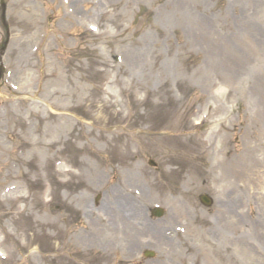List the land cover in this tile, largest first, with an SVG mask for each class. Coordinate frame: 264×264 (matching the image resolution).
I'll return each mask as SVG.
<instances>
[{
    "label": "rangeland",
    "instance_id": "rangeland-1",
    "mask_svg": "<svg viewBox=\"0 0 264 264\" xmlns=\"http://www.w3.org/2000/svg\"><path fill=\"white\" fill-rule=\"evenodd\" d=\"M74 1L76 3L79 1L87 3L88 9L86 11L88 12L87 16L89 19L85 20V22L87 21L97 23L102 30L98 37H94L93 39L88 38L87 42H83V45L87 50L86 53L88 54V59L84 58V52H82V54L79 51H77L78 53H75L70 51L72 50L71 47L68 49V46L70 45H61L55 41H52L49 42V50L40 52L38 63L34 67H42L44 60V65L51 69L49 65L53 64L54 62H58L59 60L57 58H61V61L65 62V57L71 53V56L74 60L71 59L69 62L75 63V59L77 58L79 60L76 69L71 70L85 71L87 68L90 69L93 67L94 69H104L109 71L110 76L114 74L117 79L107 86L109 91L108 93L116 94L119 97L123 96L121 92H117L118 84L120 83L119 80L124 79L126 75L131 72L129 63L127 66L123 65L122 67H118V65L111 60L112 57L105 58V55H107L109 52L111 56L112 51L115 50L114 47L117 46H125L129 48L125 54L127 56L131 55L133 50L139 52L140 47L139 45H134L132 49L131 42L122 41L124 37L120 38V36L122 37L125 35L121 33L119 34V37L115 36V38H105L104 29L106 27H116L114 22L119 23V27L126 26L128 19H130L131 16V9H135V11H137V7L144 4L147 8L152 10V17L156 13V16L154 17V23H150L151 19L142 21L141 24L146 27L143 28L144 30H141L138 26L141 19H138L136 25H134L136 31L133 32V35L130 39L134 42H138V40H140V42L143 43L141 40L143 36L150 34L155 35L156 31H154V29L158 30L159 28L160 32H164V34L162 32V34H160L158 37L159 42L153 45V40L150 39L148 44L141 50L142 55L139 53L140 58L141 60L142 58L145 60L151 58L155 55V51L157 50L161 57H158L157 60L159 64L164 62V59L167 57V55H169V60L172 64L168 69V73H165L161 79H159L158 76H155L154 80H158V82L154 81L151 83L150 89L154 92V94H159L158 90L161 89L162 86L160 81H162L164 83H175L184 92H190L192 94L197 92L196 89H192L190 83L193 82V84H196V81L199 80L201 75L200 69L195 68L197 67L196 64L199 60L195 57L191 59L186 58V55L183 53V46L179 44L182 42L180 41L178 43L179 47L177 48L176 42H174L176 40L174 39L172 32L179 30L182 33L181 40L185 42H189L188 34L185 30L179 29L178 27L163 28L162 19L157 14L160 10L164 9L163 4H170V1L99 0L98 3H93L92 0ZM202 1H205L207 5L200 6V9L209 8L208 12L210 13H213V11L217 9L227 12L230 10L225 6L224 0ZM213 1H216V3L213 4ZM47 3H49L48 0H39L38 4L32 2V0L12 1V7L15 8L17 14L23 16V18H18L16 21H11L13 24L12 31L14 34L12 40L9 42V48L16 47L22 48L24 50H20L17 53V56L23 58L24 55H26L25 51H28V46L26 45L30 40L37 38L39 27L37 26L33 28V26L29 25L28 23H30L33 19H37L40 23V20L44 19L45 12L42 8V4ZM31 7L35 10L31 9ZM105 10H110L109 13H114L116 11V17L107 18L108 14ZM122 11L126 14H124ZM263 13L264 8L261 9V14ZM91 16H93V18ZM1 36L2 30L0 28V38ZM63 42L69 44V42H65L64 40ZM202 49L204 53L208 54V51L203 45ZM262 49H264V46H262ZM90 50H94V53H90ZM117 52L122 56L124 55L123 51ZM177 52L179 64L175 61ZM10 56L13 55L9 53V57ZM29 61L31 63L35 62L34 59H29ZM23 64L26 69L24 71H20L14 77L10 76V80H13L16 83H29L30 86H32L31 89L35 90V93L27 94L34 95L38 91V86L40 87L42 85V82H37L35 79H32L35 73V69L32 65L25 63ZM71 70H65V73H68ZM145 71L148 72L146 68ZM132 73L135 76L141 74L144 75L143 73L138 72ZM33 82H35L34 85H32ZM206 87L207 86H204L203 89L208 91V87ZM221 87L229 88L230 93L228 96L232 101H240L239 97L241 91L236 88L235 84L229 82L228 84L221 85ZM28 90L30 89L28 88ZM19 94H22V92H11L9 88L4 87L3 85L0 87V131L3 129L5 130V134L0 138V166H4L6 170L10 169L12 171L13 175L9 176L6 184L13 183L15 186H17V190L10 191L5 195V197L0 198V245L4 250L9 252L10 257H12V259L9 261L0 262V264H64L68 259L71 260L72 264H109L111 259L109 244H107V241L111 240L110 233L108 232L113 230V226L112 224L108 227L102 226L96 215H90V208L88 205L90 203L92 204L94 200L93 198H96L97 195H99V198H106V191L109 193V189L112 187L116 188V186L120 184V182L118 183V173L122 171V169L115 164L117 161L109 163L106 160L108 157L107 148H109V144L103 140V135L106 134L109 136L112 135V132L107 127L105 128L106 131H103L100 130V128L93 129L91 126H84V130L88 131L89 133L87 132L88 134L85 136L83 141L85 148L78 150L76 154V160L77 162L80 161L81 165H75L73 164L74 157L71 156V152L68 151L67 148H64V144L57 145L55 143H50L52 141L48 140V138L52 136V134L49 132V129L52 127V122L48 118L49 108L47 107L48 101L46 100V98H48L47 93L42 89L37 95L38 102H30L32 100L31 98L21 101L19 100L17 102L19 99ZM200 94H203V92L197 93V95ZM207 98L208 97L206 95H203L200 99L203 101ZM169 101L171 104H176L180 100L174 95H171ZM172 107L174 108V106ZM241 108L242 106H238L237 108L240 113ZM234 112H236V109ZM196 114L191 118V120H189V122L196 118ZM182 119L183 121H186L184 125L187 126L189 124L188 116L187 120L185 117ZM230 120L232 122L236 121L234 114ZM245 121L246 117L244 114L242 122ZM147 126L149 127V125ZM165 126L166 122H164L162 127L166 129L167 127ZM144 128L145 125H141L140 129ZM234 129H230V132L222 131L220 134H218L221 136V139L224 138L220 141V145H223V147L219 148V153H223L225 148L228 147L229 138L234 134ZM238 133L240 139H242V150L239 149V141L233 138V142L231 141L232 146L229 147L230 150L226 152L228 155L229 152H232L233 155L231 158L228 157L227 159H224L223 163L217 165V175L212 173L209 174L208 172L206 176H202L203 173L200 170L205 169H203L202 166L194 167L183 165L184 170L179 169L174 179L177 183L179 179L183 178L181 175H185V189H179L181 192L178 189H170L172 193L169 191H163L160 195L158 194V197L155 198H151L149 195L145 194L148 198V203L152 201L157 202L159 199H162L161 201L165 203L170 198V195L176 197L180 196L182 197L180 199L182 202H179L181 207L184 206L191 212H196V221L190 226V232H198V236L195 240L199 244L200 248L208 247L210 249L212 257L209 255L206 257V260L209 261L210 264H264V244L261 246V254L259 256L255 250H252L250 246V251H247L245 247H242L244 243L236 242L234 240L233 242H227L225 243L226 245H224L221 243L223 242V239L218 235L212 234L209 236V239H207L203 235L205 233L201 232V230L211 231L210 225H213L212 222L215 218H227L222 215V209H216L214 212L210 211L203 215V208L197 201V193L201 190L212 191L215 197L218 199L222 198L223 200L226 198L227 194L230 195V193H234L238 195L239 192H241L244 211L246 212L245 213L243 211L244 216L242 221L245 220L249 226L250 223H252L254 228L257 230L259 229L256 227V220H258V218L257 216L253 217L255 213L257 214V212H255V209L252 206L253 197L251 195V190L256 189L257 191L258 188L262 187L261 166L259 165L264 163V146H262L264 145V136L261 139L260 136L264 134V130L259 127L251 128L249 124L245 123L243 128L240 127L238 129ZM168 137L169 136H166V139L163 140L164 144L160 143L162 141L160 138L142 136L136 138V142L139 143L138 146L136 144L127 145L128 152L133 154L134 158L136 159V164L140 166L141 172L147 170V165L145 162L149 153H158L160 150V144H163V152L167 148L175 147L176 143L174 139L176 138L167 139ZM63 138H66L65 132L63 133ZM235 142H237V144H235ZM208 154L210 155L211 151L208 150ZM166 155L169 158V152H166ZM87 159H92L97 163L95 167H97L101 172V178L97 179V181H93L91 179L88 180L87 178L88 173L85 169V160ZM229 159H232L230 160L231 162H229ZM54 160H63V162L59 164L57 162L60 161L56 162ZM237 162L242 163L244 167V170L238 168V176H243L244 178L241 189H239L240 186H235ZM13 165L15 167H12ZM229 165H234L232 170L228 169ZM73 166H77L78 171L77 168L76 170L72 171L71 167ZM32 167L35 173L32 172L31 180H28L26 177V172L29 169L31 170ZM225 170L228 171V174H225ZM182 172H184V174ZM150 173L153 174L150 170L149 172H145L146 178H151ZM84 174H86V176ZM39 176L43 177L44 180H47L48 183H51L54 186L56 185L59 192L62 194V198L65 199L66 202L72 201L76 196L83 198V201L79 204L81 208L75 213V215H77L76 221L71 220L69 216L62 213L52 205L51 207H45L36 200L34 201L36 203L33 202L28 204L29 201L25 202L18 198L19 191H27L29 188L31 189V181L33 178ZM200 180H205V182L203 183V181ZM231 180H233V185L231 188H229L228 184L231 185ZM16 207L17 210H15ZM248 208H250V214H248ZM141 209V213L146 212L145 208ZM82 216H84V219H82ZM86 217H88V219H95L90 222L88 221V225H86ZM249 217L250 220L248 219ZM209 218H213V220H209ZM64 223L66 225H70L68 226V235L66 236L67 241L65 242L63 239L57 238L59 246L53 247L54 242L52 241L50 244L51 240L53 239L52 231H54L56 234H59L61 230L60 227L63 226ZM256 232V230H251V233ZM191 237L192 236L190 235L186 236L185 238L179 236L176 239L180 244L179 251L183 252V250L187 247L186 244H188L187 242L190 241ZM260 238H264V234H260ZM74 240L77 242V244L72 242ZM19 246L22 249L17 251ZM164 246H166V243ZM49 247L51 250L49 253H47V249ZM69 248H72V251L86 250L89 252L90 256L87 259H82L77 253L75 257L73 254H70L71 252H69ZM90 250L92 251L93 256L91 255ZM184 251L190 252L192 249L188 248V250ZM156 258L157 256L153 258L155 260L149 262L148 264H164L161 260L162 257ZM107 259H109L108 262H103V260ZM164 259L168 261L167 264H179L182 263V260L185 258L180 257L177 255V253H175L171 257H167L165 255ZM83 261H86V263H83Z\"/></svg>",
    "mask_w": 264,
    "mask_h": 264
},
{
    "label": "bare ground",
    "instance_id": "bare-ground-1",
    "mask_svg": "<svg viewBox=\"0 0 264 264\" xmlns=\"http://www.w3.org/2000/svg\"><path fill=\"white\" fill-rule=\"evenodd\" d=\"M185 15H186V14H185ZM56 81H57V83H60L59 79H57Z\"/></svg>",
    "mask_w": 264,
    "mask_h": 264
}]
</instances>
